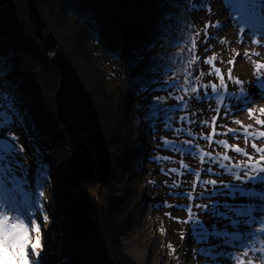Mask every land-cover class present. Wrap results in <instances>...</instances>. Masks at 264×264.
Masks as SVG:
<instances>
[{"label":"trees","instance_id":"1","mask_svg":"<svg viewBox=\"0 0 264 264\" xmlns=\"http://www.w3.org/2000/svg\"><path fill=\"white\" fill-rule=\"evenodd\" d=\"M207 1L189 0L191 9L188 11H201ZM36 2L52 30L56 33L55 30L61 28L62 32L57 35L97 103L111 151L112 179L129 184L130 178L135 179L137 173L145 170L140 160L143 154L140 150L146 149L144 137L150 136L152 140L146 160L159 162L157 157L160 158L161 150L167 148L158 145H164L161 135L164 134L161 123L164 112L171 113V120L167 121L172 125L170 132L177 126L180 131H189L186 120L180 122L183 119L179 118L185 117V111L173 110L170 106L181 101L178 96L187 94L199 81L205 80L207 73L203 72V67L192 71L190 63L194 54H188L189 60H183L179 47L186 35L191 45L200 46L196 51L204 57L208 45L199 28L207 21L198 19L190 26L192 15L180 13V6H187L186 0ZM179 22L180 26L174 29ZM31 25L25 0H0V57L7 56L13 66L8 79L20 81L17 106L23 114V126L15 122L0 129V134L14 138L20 149L23 147L27 151L23 144H30V154L34 155L36 163L41 161L37 164L41 172H46L50 170L49 153L58 151L55 142L60 140V149L65 152H71V145L55 113L59 73L46 56L41 40L33 35ZM191 120L198 122L201 117ZM129 126L133 135L130 139ZM123 129L128 130L127 137ZM185 136L190 138V133ZM177 138L167 136L165 139L169 142ZM169 145L172 147L169 152H178L174 145ZM66 165L68 172H63L62 167ZM56 172L60 175L62 202L58 206L59 213L56 212L58 225L52 244L53 264H136L122 245L124 228L120 225L126 220V208L135 205L143 211L145 203L147 213H152L159 203L146 199L149 198L147 192L136 194V185L128 189L130 195L138 197L132 204L125 203V196L118 197L117 190L109 193L111 197L105 195L108 202L103 201L100 196L105 193L99 186L98 195L94 197L87 192L86 188L90 190V187L77 175L72 155L66 157L65 162L58 160ZM24 178L27 179L25 174ZM144 180L143 191L155 184ZM159 202L163 204L164 201L160 199ZM45 260L42 259L43 264Z\"/></svg>","mask_w":264,"mask_h":264},{"label":"rangeland","instance_id":"2","mask_svg":"<svg viewBox=\"0 0 264 264\" xmlns=\"http://www.w3.org/2000/svg\"><path fill=\"white\" fill-rule=\"evenodd\" d=\"M186 4L187 6H180V13L192 15L190 26H193L198 19L207 21L206 25L200 24L199 29L204 32L206 36L204 42L208 45L207 54L204 57L196 51V48L200 46L197 43L191 45L186 35L179 47L183 60L188 57V54H194L190 63L192 71L203 67V72L207 73L206 79L199 81L196 85V93L191 94V91H188L187 94L178 96L177 99H181L180 102L173 104V110L185 111L184 114L187 117L185 123L189 131L171 130L170 132L172 125L167 121L171 120L169 117L171 113L164 112L161 115L164 133L161 135L164 138L162 141L164 145H158L166 146L165 149L168 151L161 150L159 162L146 160L145 157L149 155L152 148L149 144L152 140L150 136L144 137L142 141L146 143V149L140 150V153H143L140 160L145 170L137 173L135 179L130 178L129 184L123 183L120 179L111 178L109 186H101L105 194L100 197L103 201H107L105 195L117 190L118 197L125 196V203H135L138 197L130 195L131 190L128 189L136 185L134 188L136 194L147 192L149 198L146 199L160 204L153 207L152 213H147L145 203L143 211L135 205H128L126 208V220L123 221V225H120L124 228L122 245L136 264H262L264 257L262 259L259 252H262L264 256V246L260 245V241L264 238L260 235L264 236V234L258 232L254 239H250L246 234L253 232L254 229L248 228L244 223L234 224L233 221L234 218L239 217L237 212L241 210V206L253 201L244 197L243 191L232 195L211 189L214 185L226 183L252 185L245 184L244 181H248V176L249 178L257 176V170L259 176H264V171H260L264 169V160L261 159L264 157V151L257 152L253 148L255 144L257 149H264V138L260 137L264 127L256 123L257 120H264V114L261 113L264 109V67L257 68L258 65H264V0H254V2L253 0H208L201 11L199 9L188 11L189 8L191 9L189 0H186ZM249 11L255 12V16H249L247 14ZM172 14L175 15V11H172ZM180 23L176 24L174 29H177ZM55 31L56 33L53 32L59 38L61 28ZM254 40L257 43H253ZM213 56L216 57L213 64L204 63ZM229 61L233 63L229 64ZM216 68L220 69L219 75L215 72ZM80 76L82 77L81 74ZM221 77L224 81L223 88ZM237 80L240 81L239 85L235 83ZM212 84L217 87L216 93L211 90ZM206 85L208 87H205ZM241 86L245 90L243 94L239 93ZM184 89L188 90L187 85H184ZM217 108L220 109L219 112ZM163 109L170 111L166 107ZM248 109H252L255 115L250 117ZM193 117H201V120L194 122L191 120ZM213 117L218 118L213 121ZM114 118L115 114L112 115V119ZM179 118L181 120L182 117ZM183 121L184 119L180 122ZM174 123L177 124L176 121ZM197 123L200 126H197ZM213 128H215V135ZM128 129L131 130V127L129 126ZM127 131L122 130L125 137H127ZM110 133L112 134V131ZM187 133H190V138L185 136ZM132 136V130L128 131V138ZM167 136L168 138L179 137L174 140L182 139V143L190 146L186 150H192H189V153L187 151L182 153L180 150L169 152L172 147L168 142L165 143ZM220 141H225L226 144ZM125 142L123 140L122 144ZM0 143L8 146L9 153L7 161H0V164L11 167L9 176L14 174L24 180L26 173L28 187H22L28 190L24 189V191H29L28 194L33 202L40 200L44 203L49 222H41L43 213L39 211L35 213V218L40 223L43 235L42 259H46L45 264H53L52 244L58 225L56 214L59 213L58 206L62 202L59 188L60 175L57 174L56 168L58 160L65 162V158L71 155V152L70 150L61 151L60 140L55 142L58 151L55 154L49 153L50 178L44 182L47 176L37 165L41 161L36 163L34 155H30L23 147L22 149L26 152L21 155L19 143H15L14 139L7 135L3 134L0 137ZM23 146L27 148L26 144ZM235 147H239L242 151L236 153ZM218 152L221 153V160L215 163L211 157L217 158L215 155ZM225 156L229 157L227 161L224 160ZM218 162H225V166L221 168ZM248 165H254V167H248ZM228 167L235 170L233 175H237L230 177L226 172ZM62 169L63 172H68L67 165ZM144 179L147 183H155L153 186L150 185L147 191H143ZM139 180L141 183L138 182ZM208 180H214L215 184H206ZM84 184L90 187V190L86 188L89 194L94 197L98 195V185ZM258 186L264 188V184ZM40 190L44 192L43 197L38 195ZM204 190L209 192H203ZM12 196H15V208L22 210L23 215H27L28 209L24 207L18 192L4 195L6 201L2 203L5 207H11L7 202L12 201ZM160 199L164 201L163 204L159 202ZM240 219L244 221L246 215H241ZM256 237L260 241H256ZM158 246L159 251H157Z\"/></svg>","mask_w":264,"mask_h":264},{"label":"water","instance_id":"3","mask_svg":"<svg viewBox=\"0 0 264 264\" xmlns=\"http://www.w3.org/2000/svg\"><path fill=\"white\" fill-rule=\"evenodd\" d=\"M25 3L33 34L41 40L46 56L59 73L56 115L70 138L76 173L86 184L107 187L112 178L111 151L94 97L36 0H25Z\"/></svg>","mask_w":264,"mask_h":264},{"label":"snow or ice","instance_id":"4","mask_svg":"<svg viewBox=\"0 0 264 264\" xmlns=\"http://www.w3.org/2000/svg\"><path fill=\"white\" fill-rule=\"evenodd\" d=\"M247 14L249 16H255V12L252 11H249ZM253 43H257V41L254 40ZM215 60L216 57L213 56L205 60L204 63L213 64ZM228 63L232 64L233 61H229ZM262 67L264 65L257 66L258 69ZM215 72L219 75L220 69L216 68ZM12 73L13 66L9 64L8 57H0V129H4L14 122L21 123V126H23V114L17 106V93L20 87V81L9 80L8 77ZM229 78H231V74H229ZM257 80L259 81V77H257ZM235 83L239 85L240 81L237 80ZM205 87L208 86L206 85ZM221 87H224L223 77H221ZM211 90L213 93L217 92L215 84L211 85ZM191 92L196 93L197 89L192 87ZM244 92L245 90L241 86L239 93L243 94ZM5 107L8 109L7 112L3 111ZM219 110L217 108L218 112ZM247 111L250 117L255 115L252 109H248ZM261 113L264 114V109L261 110ZM217 118L213 117V121ZM182 119L186 120L187 117H182ZM256 123L264 127V120H257ZM229 131L232 130L229 129ZM213 134H216L215 128H213ZM245 135H248L247 131ZM260 137L264 138V132L260 133ZM209 140H211V137H209ZM165 143L167 142L165 141ZM220 143L226 144L225 141H220ZM7 148L8 146L6 144L0 143V161H7L9 157ZM253 148L257 152L264 151V149H257L255 144H253ZM21 151H23L22 148ZM241 151L239 147H235L236 153H240ZM159 159L157 157V160ZM228 159L229 157H224L225 161ZM261 159L264 160V157H261ZM224 166V164L220 165L221 168ZM248 167H254V165H248ZM10 171V166L0 164V197H3L5 194L18 192L22 197L24 207L28 209V214L23 215L22 210L15 208V196H12L13 207L6 208L3 203H0V264H42L41 254L44 251V242L40 223L37 222L35 213L37 211L43 213L42 223H48L49 216L45 211L44 203L40 200L33 202L28 192L24 191L21 185L26 183L22 182L21 178L16 177L14 174L12 176H6V173ZM44 182H47V177L44 178ZM205 183L214 185L215 181L208 180ZM8 184L12 185V187L9 188L7 186ZM38 195L39 197H43V190H40ZM189 212H191V209H189Z\"/></svg>","mask_w":264,"mask_h":264},{"label":"bare ground","instance_id":"5","mask_svg":"<svg viewBox=\"0 0 264 264\" xmlns=\"http://www.w3.org/2000/svg\"><path fill=\"white\" fill-rule=\"evenodd\" d=\"M29 21L31 22V20L29 19ZM58 40H59V42L63 45V43L60 41V39L58 38ZM206 79V78H205ZM169 105H171V104H169ZM170 108H173V105H171L170 106ZM178 110V109H177ZM153 121H154V119H153ZM197 126H200L199 125V123H197ZM173 131H177V130H179L180 131V127L179 126H177L175 129H172ZM184 140H187V138H183ZM64 149L66 150L67 149V146L66 147H64ZM187 151V150H186ZM191 151V150H190ZM190 151H187V153H189ZM151 161H154L153 159H151ZM8 204H12V202H7ZM243 221V220H242ZM241 221V222H242ZM260 223H259V226H258V229L259 228H261V227H263V224H264V218H262V219H259L258 220ZM261 230H264V228H262ZM260 229L258 230V232L260 231V233L261 234H264V232L263 231H261ZM260 237H263L264 238V236H262V235H260ZM205 238H209V236H205ZM255 238V237H254ZM254 238H252V239H254ZM256 240H257V237H256ZM135 257H136V255L135 254H133ZM137 258V257H136ZM264 264V263H263Z\"/></svg>","mask_w":264,"mask_h":264}]
</instances>
